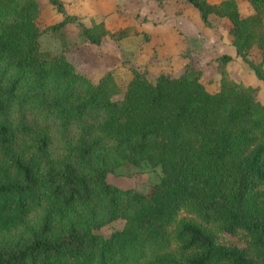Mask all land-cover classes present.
I'll list each match as a JSON object with an SVG mask.
<instances>
[{"label":"trees","instance_id":"obj_1","mask_svg":"<svg viewBox=\"0 0 264 264\" xmlns=\"http://www.w3.org/2000/svg\"><path fill=\"white\" fill-rule=\"evenodd\" d=\"M47 1L62 14L50 29L73 22L92 45L125 35ZM182 1L204 26L227 22L235 56L264 85V0H244L247 15L235 0ZM38 13L36 0H0V264H264L255 89L225 68L213 91L189 68L155 77L131 68L122 91L109 71L93 83L63 52L39 50ZM124 161L160 167L149 196L107 180Z\"/></svg>","mask_w":264,"mask_h":264},{"label":"rangeland","instance_id":"obj_2","mask_svg":"<svg viewBox=\"0 0 264 264\" xmlns=\"http://www.w3.org/2000/svg\"><path fill=\"white\" fill-rule=\"evenodd\" d=\"M36 1L39 50L51 54L63 52L75 70L93 83L109 71L122 91L131 78V68L143 70L149 77L161 72L178 75L189 68L200 72L201 81L207 83L211 91L217 88L220 78L226 76L240 85L253 87L256 100L264 104V85L247 64L235 56L229 44L227 22L222 18L212 16V26H204L196 10L182 0H60L64 11L77 16L83 24L102 22L109 33L121 30L125 34L120 39L105 35L98 45H92L80 36L73 22L50 29L62 19V14L47 0ZM235 2L241 15L251 12L244 0ZM223 54L230 59L222 62ZM247 57L253 62L259 60L255 48H251ZM221 68H225V76H220ZM160 176L158 165L124 161L107 175V180L119 189H133L149 196ZM121 224L120 221L107 223L98 232L107 236ZM225 240L239 241L234 236H225L222 241Z\"/></svg>","mask_w":264,"mask_h":264},{"label":"crops","instance_id":"obj_3","mask_svg":"<svg viewBox=\"0 0 264 264\" xmlns=\"http://www.w3.org/2000/svg\"><path fill=\"white\" fill-rule=\"evenodd\" d=\"M212 39H215V38H212ZM218 39V38H217Z\"/></svg>","mask_w":264,"mask_h":264}]
</instances>
